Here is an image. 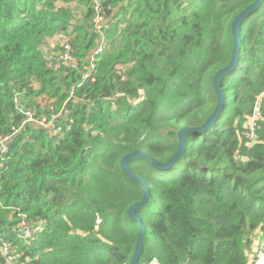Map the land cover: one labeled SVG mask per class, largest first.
I'll return each instance as SVG.
<instances>
[{
	"label": "trees",
	"instance_id": "obj_1",
	"mask_svg": "<svg viewBox=\"0 0 264 264\" xmlns=\"http://www.w3.org/2000/svg\"><path fill=\"white\" fill-rule=\"evenodd\" d=\"M255 1L0 0V138L12 137L0 151V237L11 248L0 264H130L139 225L128 209L144 190L121 160L138 150L166 163L178 131L208 120L232 22ZM240 34L215 124L189 133L167 170L129 162L150 187L139 264H249L255 240L264 243V1ZM21 91L37 118L69 114L56 130L26 124ZM23 223L31 238L19 237Z\"/></svg>",
	"mask_w": 264,
	"mask_h": 264
},
{
	"label": "water",
	"instance_id": "obj_2",
	"mask_svg": "<svg viewBox=\"0 0 264 264\" xmlns=\"http://www.w3.org/2000/svg\"><path fill=\"white\" fill-rule=\"evenodd\" d=\"M264 0H256L251 6H249L246 10L239 13L233 20L231 25V33L233 37V53L232 58L230 61V64L217 72V74L214 77L213 80V87L217 94L218 104L213 112V114L208 118V120L199 128H192V127H182L178 133V141H179V149L178 151L168 160L166 163H160L158 162L151 154L141 151H135L129 154H126L122 160H121V167L124 170V172L127 174L129 178H131L134 182L139 184L143 190L144 195L141 201L134 203L131 205L128 209V217L129 219L139 225V233L138 238L135 244L133 256L131 259L130 264H139L140 256L143 252L144 247V235H145V224L143 220L139 217L138 211L145 206V204L150 199V187L146 183V181L132 172V170L129 167V162L133 159H147L149 160L157 169L160 170H167L173 166V164L176 162V160L183 156L185 147H186V136L189 133H197L202 134L205 131H207L211 126L215 124V122L218 120V118L221 116L222 110H223V104H224V94L220 88L221 79L224 75L231 73L235 70L237 64H238V58L239 53L241 49V34L240 29L245 21L249 16H251L256 10L260 8Z\"/></svg>",
	"mask_w": 264,
	"mask_h": 264
},
{
	"label": "built area",
	"instance_id": "obj_3",
	"mask_svg": "<svg viewBox=\"0 0 264 264\" xmlns=\"http://www.w3.org/2000/svg\"><path fill=\"white\" fill-rule=\"evenodd\" d=\"M96 12H97V17H96L95 22H96L97 29L101 32V30L104 26V24H103L104 20H103L102 16L100 15L101 14V7H100L99 3H96ZM102 38H103V35H102ZM65 49H66V52L64 54V60L72 63V66L74 68L77 67L76 60L72 57L71 48L68 44H65ZM101 52H103L102 46H100L92 54V56H91V61H92L91 67L83 75V79L89 78L90 73H91V72L89 73V70H92L95 68L94 62L96 60V56L101 54ZM86 68H88V67H86ZM73 95H74V93L71 92L70 98H72ZM27 98H28V93L26 91L17 92L14 96L15 106L18 107L21 112H24V115H25L24 123H26V124H33L36 127H41V128H45L48 130H50V129L56 130L55 124H54L55 120L69 114V111L66 110V108H63L60 112L54 113L49 120L45 117L44 118H37L35 113L32 110L26 109V104H24V100ZM64 107H66V105H64ZM50 108L53 110L55 109V107L52 103L50 104ZM258 116H259V109L255 108V113H254V117L251 121V125H254V120ZM19 130L20 129H16V130L14 129L13 135L17 134L19 132ZM244 135L250 141L249 142L250 144L254 143V141L256 140V136L253 133L246 132V133H244ZM11 138H12L11 136H5V137L0 138V151L1 152H5L8 150L7 144L11 140ZM36 232L37 231H34V230H32V228L28 227L26 225V223H23V224H21V234L19 237L31 238ZM0 252L5 256H7L11 253L10 245L7 242H5L4 239H2L1 237H0ZM151 264H158V263L156 261H154ZM249 264H264V243H261L259 245L258 250H257L256 255H255V259H251Z\"/></svg>",
	"mask_w": 264,
	"mask_h": 264
},
{
	"label": "rangeland",
	"instance_id": "obj_4",
	"mask_svg": "<svg viewBox=\"0 0 264 264\" xmlns=\"http://www.w3.org/2000/svg\"><path fill=\"white\" fill-rule=\"evenodd\" d=\"M55 45V43H53L52 44V46H54ZM103 52H101V54H102ZM43 129H45V128H43ZM260 238V237H259ZM261 244V242H260V240L258 239V240H255V243H254V246H253V248H252V251L249 253V256H250V260L252 259V257L256 254V252H257V250H258V247H259V245Z\"/></svg>",
	"mask_w": 264,
	"mask_h": 264
}]
</instances>
